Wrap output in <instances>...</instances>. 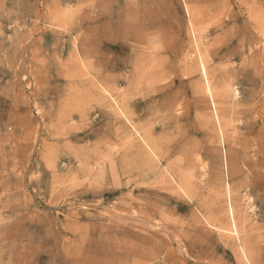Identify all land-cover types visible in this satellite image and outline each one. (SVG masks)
<instances>
[{"label": "rangeland", "instance_id": "374dc122", "mask_svg": "<svg viewBox=\"0 0 264 264\" xmlns=\"http://www.w3.org/2000/svg\"><path fill=\"white\" fill-rule=\"evenodd\" d=\"M0 264H264V0H0Z\"/></svg>", "mask_w": 264, "mask_h": 264}, {"label": "bare ground", "instance_id": "6f19581e", "mask_svg": "<svg viewBox=\"0 0 264 264\" xmlns=\"http://www.w3.org/2000/svg\"><path fill=\"white\" fill-rule=\"evenodd\" d=\"M248 9H250V8H248ZM250 10H251V9H250ZM252 10H253V9H252ZM254 11H255V10H254ZM248 12H249V16L252 17V15H253L252 12H253V11H252V12H251V11H248ZM198 14H199V13H198ZM256 15H257V14H256ZM257 16H258V15H257ZM255 19H256V18H255ZM261 22H262V21H261ZM256 25H257V24H256ZM259 26H260V25H259ZM258 30H259V29H258ZM157 46H158V45H157ZM156 48H157V47H156ZM205 49H206V48H205ZM198 51H199V50H198ZM202 54H203V53H202ZM202 54H201V55H202ZM194 62H195V61H194ZM196 64H197V63H196ZM76 65H77V64H76ZM89 66H90V65H89ZM89 66H88V67H89ZM86 67H87V65H86ZM185 68H186V67H185ZM202 68H203V67H202ZM203 69L205 70L204 72H205V74H206L207 71H206L205 66H204ZM193 71H194V70H193ZM192 73H193V72H192ZM195 73H196V72H195ZM92 78H93V77H92ZM89 83L91 84V81H90ZM91 86H92V85H91ZM93 86H94V85H93ZM86 87H87V86H86ZM87 88H88V87H87ZM107 91H108V88H107ZM108 92H109V91H108ZM104 93H105V92H104ZM93 95H94V94H93ZM105 95H106V94H105ZM75 96H76V95H75ZM90 97H91V96H90ZM101 97H102V96H101ZM94 98H95V97H94ZM95 101H96V100H95ZM88 102H89V101H88ZM121 115H122V114H121ZM123 116H124V115H123ZM185 180H186V179H185Z\"/></svg>", "mask_w": 264, "mask_h": 264}]
</instances>
